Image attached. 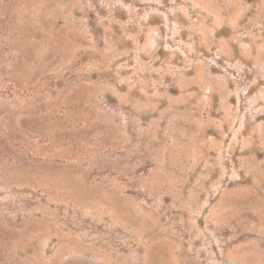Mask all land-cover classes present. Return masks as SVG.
Instances as JSON below:
<instances>
[{
    "label": "rangeland",
    "instance_id": "rangeland-1",
    "mask_svg": "<svg viewBox=\"0 0 264 264\" xmlns=\"http://www.w3.org/2000/svg\"><path fill=\"white\" fill-rule=\"evenodd\" d=\"M0 264H264V0H0Z\"/></svg>",
    "mask_w": 264,
    "mask_h": 264
}]
</instances>
